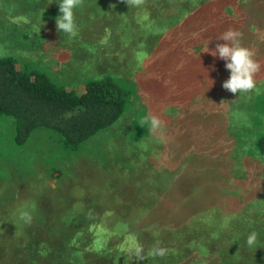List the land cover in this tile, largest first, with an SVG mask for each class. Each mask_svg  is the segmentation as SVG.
Returning <instances> with one entry per match:
<instances>
[{"label":"rangeland","instance_id":"obj_1","mask_svg":"<svg viewBox=\"0 0 264 264\" xmlns=\"http://www.w3.org/2000/svg\"><path fill=\"white\" fill-rule=\"evenodd\" d=\"M236 1L251 19L239 28L241 44L260 64L257 90L238 95L222 87L230 72L210 51L179 61V49L157 41L165 15L179 12L165 0H79L74 35L57 31L60 0H0L1 57L77 93L105 75L135 90L133 106L75 152L46 130L14 147L0 121V264H132L133 228L160 231L151 222H178L188 204V213L208 211L207 225L222 232L207 242L205 264H246L242 255L264 264V177L243 149L264 135V0ZM223 32L208 34L203 50L215 49ZM149 116L163 127L150 131ZM217 205L218 217L210 209ZM253 231L258 247L246 244ZM120 234L129 250L117 246Z\"/></svg>","mask_w":264,"mask_h":264},{"label":"trees","instance_id":"obj_2","mask_svg":"<svg viewBox=\"0 0 264 264\" xmlns=\"http://www.w3.org/2000/svg\"><path fill=\"white\" fill-rule=\"evenodd\" d=\"M188 1L195 2V6H186ZM165 3L163 2V7L172 6L179 12L165 15L163 32L165 31L166 35H160L157 41L163 37L160 41H166L167 49L170 51L179 49V56L177 55L179 61L185 58L189 61L194 59L203 50V43L206 41L204 39L208 34L215 37L220 30L225 32L229 28L239 30L240 26H250L251 19L248 13L236 0H165ZM203 18L206 19L205 29L202 26ZM217 40L221 39L217 37L214 41ZM223 42L221 40L215 44ZM216 61H219L218 58ZM25 68L28 67H18L12 57L0 56V121L8 122L14 147H23L35 132L46 130L58 136V141L65 150L78 151L87 140L115 124L127 108L128 110L131 108L133 102L130 100L135 97L134 89L123 86L120 84L122 80L109 75L85 81L81 92L77 93L74 89L57 83L44 72ZM243 145V149L247 148L248 151L246 155L248 161L254 168L258 165V172L264 177V135L258 136L249 147L244 141ZM236 193L237 191L234 192L236 195L234 200L237 202L241 200L243 204L245 198ZM189 205L186 207L187 210L191 208ZM259 206L258 204L255 207L259 208ZM219 207V205L210 207L214 209L217 217ZM187 210L178 218V222L172 215L151 222L160 227V231L151 230L147 226L144 228V225H136L133 228V235L137 239V246H142L145 253L157 242L159 246L166 248L167 252L163 257L137 260L133 252L134 248L130 252L132 264L207 263V259L212 254L207 242L212 236L217 237L222 233L220 226L210 229L207 224H211V217L206 210L196 211L195 214L188 213ZM245 213L243 210L244 215ZM208 220L210 221L207 222ZM219 224L221 222L215 225ZM243 227L245 229L249 225L244 224ZM119 236L116 238L117 246L128 249L127 243L132 242L131 239L123 234ZM221 238L216 241L223 242ZM90 241L92 239L87 244H90ZM124 243L126 244L123 245ZM224 243H226L224 247L226 251L228 248H233L234 243L231 239ZM211 247L215 251L218 249L217 245ZM109 252L110 250L102 251L100 254L108 255ZM246 259L242 262L251 264Z\"/></svg>","mask_w":264,"mask_h":264},{"label":"clouds","instance_id":"obj_3","mask_svg":"<svg viewBox=\"0 0 264 264\" xmlns=\"http://www.w3.org/2000/svg\"><path fill=\"white\" fill-rule=\"evenodd\" d=\"M79 0H60L58 3L59 15L55 18V24L58 32L74 35L76 32V23L74 20V8ZM139 2V0H137ZM242 33L239 30L229 28L223 32L219 39L226 43L217 44L215 49L210 50L208 43L204 45L201 52L210 51L211 55L225 61V67L229 70V78L223 81L222 87L234 94H245L257 90V82L254 75L259 71L260 64L253 58V52L241 44ZM150 131H156L163 127L162 121L156 116L146 117ZM18 219L25 224L31 222V215L27 211H20ZM248 247H258V234L253 231L246 237ZM137 260H143L147 257H163L167 249L156 243L147 253L142 246H137L134 250Z\"/></svg>","mask_w":264,"mask_h":264}]
</instances>
